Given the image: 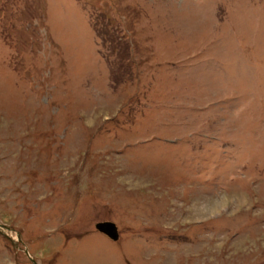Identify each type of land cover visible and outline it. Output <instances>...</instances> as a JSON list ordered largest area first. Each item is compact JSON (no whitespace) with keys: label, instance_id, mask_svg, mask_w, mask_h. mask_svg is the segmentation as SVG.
I'll return each instance as SVG.
<instances>
[{"label":"rangeland","instance_id":"374dc122","mask_svg":"<svg viewBox=\"0 0 264 264\" xmlns=\"http://www.w3.org/2000/svg\"><path fill=\"white\" fill-rule=\"evenodd\" d=\"M0 223V264H264V0H0Z\"/></svg>","mask_w":264,"mask_h":264},{"label":"water","instance_id":"95a60500","mask_svg":"<svg viewBox=\"0 0 264 264\" xmlns=\"http://www.w3.org/2000/svg\"><path fill=\"white\" fill-rule=\"evenodd\" d=\"M1 226V225H0ZM3 229H9L8 226L6 225H2L1 226ZM97 229L105 234H107L108 236H110L111 238L113 239H118L119 237V231H118V228L116 226L115 223L113 222H109V221H106V222H100L97 224Z\"/></svg>","mask_w":264,"mask_h":264}]
</instances>
